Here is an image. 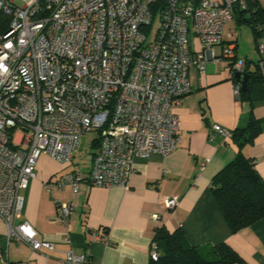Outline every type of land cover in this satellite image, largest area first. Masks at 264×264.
Here are the masks:
<instances>
[{
	"label": "built area",
	"instance_id": "obj_1",
	"mask_svg": "<svg viewBox=\"0 0 264 264\" xmlns=\"http://www.w3.org/2000/svg\"><path fill=\"white\" fill-rule=\"evenodd\" d=\"M249 1L264 9L262 0H0V219L9 239L53 249L23 218L24 193L42 154L68 165L82 136L97 132L90 166L57 181L78 196L83 183L127 188L135 158L174 151L176 109L191 90L188 69L204 73L208 59L231 57V76L246 72V60L235 54L237 29L225 26ZM156 14L159 25L147 41ZM253 27L264 75V19ZM241 90L237 79L236 98ZM212 129L232 135L219 124ZM177 201L166 198L167 209ZM75 207L59 204L57 218L66 224ZM150 257H157L155 244ZM65 261L91 264L72 250Z\"/></svg>",
	"mask_w": 264,
	"mask_h": 264
},
{
	"label": "crops",
	"instance_id": "obj_2",
	"mask_svg": "<svg viewBox=\"0 0 264 264\" xmlns=\"http://www.w3.org/2000/svg\"><path fill=\"white\" fill-rule=\"evenodd\" d=\"M196 43L191 38L193 49ZM216 48L220 53L221 47ZM236 50L237 46V56ZM241 57L248 71L259 67V57L255 61ZM233 61L231 57L208 59L204 73L193 66L188 69L191 90L176 109V149L166 155L135 158L127 188L83 183L77 196L57 181L62 173L82 166L74 158L64 165L42 154L24 193L23 218L35 229L37 239L51 242L53 249L33 250L10 240L0 219V264H70L65 261L70 250L84 254L91 264H148L154 231L162 225L170 231L181 228L192 246L224 242L247 264H264V217L232 232L212 194L213 176L239 150L231 137L213 131L214 124L234 130L246 125L250 117L262 121L260 132L241 151L254 159L264 181V75L261 81L250 79L252 100L236 98L230 73ZM91 158L92 154L85 169ZM168 197H177L173 209L166 207ZM65 202L76 203L66 224L56 216L58 205ZM155 213L160 215L157 220L151 217ZM93 233L101 238L94 239Z\"/></svg>",
	"mask_w": 264,
	"mask_h": 264
},
{
	"label": "trees",
	"instance_id": "obj_3",
	"mask_svg": "<svg viewBox=\"0 0 264 264\" xmlns=\"http://www.w3.org/2000/svg\"><path fill=\"white\" fill-rule=\"evenodd\" d=\"M255 6V3L249 1L248 10L236 7L233 17L235 16L237 22L249 23L254 30V20L264 19V9H255ZM245 12H248V15H245ZM246 73L249 79L247 88L241 90L238 97L252 100L251 83L261 81L263 76L259 67L250 72L246 66ZM232 79L237 81L234 76ZM261 129L262 121L250 117L246 125L232 130L231 138L239 150L211 180L213 197L232 232L264 217V181L255 169L254 159L241 151L242 146L251 143ZM98 145L99 138L96 137L92 146L97 149ZM95 151L91 154L94 155ZM152 240L156 246L157 257L150 258L148 264H247L224 242L202 247L190 245L181 228L170 231L163 225L159 226L155 229Z\"/></svg>",
	"mask_w": 264,
	"mask_h": 264
},
{
	"label": "rangeland",
	"instance_id": "obj_4",
	"mask_svg": "<svg viewBox=\"0 0 264 264\" xmlns=\"http://www.w3.org/2000/svg\"><path fill=\"white\" fill-rule=\"evenodd\" d=\"M262 5L264 6V0L261 1ZM245 15H248V12H245ZM159 25V15L156 14L153 17L151 26L148 28V34H147V41L152 40L156 29ZM236 28L238 32L237 37V57L242 58L248 56V58H252L251 60L255 61L259 57V51H258V40L259 36L255 33V31L252 29L251 25L245 21L237 22L235 19V16L233 17V20L228 22L225 26L226 29ZM190 35L193 38V28L190 30ZM256 38V39H255ZM196 40L195 49H199V43L198 40ZM215 50H218L215 47ZM234 94V93H233ZM20 132H16V136ZM97 137V132L90 131L86 132L79 143V146L75 152L74 155V161L77 162L78 166H82V168L86 167L89 163L90 155L93 151L96 150L95 147L92 146V141Z\"/></svg>",
	"mask_w": 264,
	"mask_h": 264
},
{
	"label": "water",
	"instance_id": "obj_5",
	"mask_svg": "<svg viewBox=\"0 0 264 264\" xmlns=\"http://www.w3.org/2000/svg\"><path fill=\"white\" fill-rule=\"evenodd\" d=\"M234 76L241 81V89L246 90L247 80H248V73H239L235 72Z\"/></svg>",
	"mask_w": 264,
	"mask_h": 264
}]
</instances>
